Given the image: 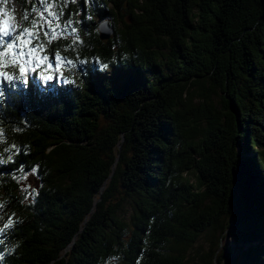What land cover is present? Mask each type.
I'll use <instances>...</instances> for the list:
<instances>
[{
  "label": "trees",
  "instance_id": "obj_1",
  "mask_svg": "<svg viewBox=\"0 0 264 264\" xmlns=\"http://www.w3.org/2000/svg\"><path fill=\"white\" fill-rule=\"evenodd\" d=\"M16 2L71 67L0 93V264H264V0Z\"/></svg>",
  "mask_w": 264,
  "mask_h": 264
},
{
  "label": "rangeland",
  "instance_id": "obj_2",
  "mask_svg": "<svg viewBox=\"0 0 264 264\" xmlns=\"http://www.w3.org/2000/svg\"><path fill=\"white\" fill-rule=\"evenodd\" d=\"M53 7V6H52ZM52 7L47 6L48 14L52 16V18H48L45 13L38 14L43 19V24L48 26L52 31L50 34V37L55 36L56 38H61L63 36L64 32H71L70 38L74 40H80L79 37L76 35V33L73 31V29L68 30V28L64 29L59 23V17L56 15L52 9ZM19 6L16 2V0H0V26H2L3 21L6 19L5 13H7L8 17H11L10 23L12 25H15V30L13 31V35L4 37L5 42H12L17 36V27H18V14ZM51 10V11H50ZM75 33V35H73ZM21 35V33H20ZM36 36L32 32H28L26 34L21 35V39L24 41H28V43L21 44L19 40L15 41V44L17 45L13 49V55L18 56L20 52H24L25 55L23 57H20L22 61L25 62L26 72V84L29 85L30 81L32 79L39 82V84L44 89H49L53 87L54 85L58 84L61 86H66L67 84V72L65 71L66 67H71L67 62L65 61H58L57 56H54L53 61L50 59L48 54L46 53V46L42 45V47H38V45L35 44ZM34 50V56L36 57H47V60H42L40 63H37L36 60L32 59L28 55L29 50ZM3 50V46H0V51ZM8 62L10 63L12 60V56H9L7 58ZM31 60L32 62L29 64L27 61ZM57 63H59V67H57ZM5 70V67L3 69ZM43 71L45 75H51L52 79L46 80L44 79L40 73ZM9 72V71H7ZM36 78V79H35ZM8 80L4 79L3 77H0V93L2 92L4 86L6 85ZM20 187L23 192H26V194L30 197L33 194V191L36 189V180L32 177V175L25 176L21 182ZM121 192L119 194V198L124 197L126 199V204L129 202L130 198L126 195L124 192L125 188H120ZM128 205H125V208L127 209ZM222 243L225 246H230L233 251H236V243L230 238V236H227L224 240H222ZM211 243H209V238L207 236L201 237V239L195 244V246L190 250V252L187 255L186 264H199L200 259L199 256L200 252H203L209 248Z\"/></svg>",
  "mask_w": 264,
  "mask_h": 264
},
{
  "label": "snow or ice",
  "instance_id": "obj_3",
  "mask_svg": "<svg viewBox=\"0 0 264 264\" xmlns=\"http://www.w3.org/2000/svg\"><path fill=\"white\" fill-rule=\"evenodd\" d=\"M5 16L6 19L3 21L2 26H0V46H3V50L0 51V77H3L4 79L9 81L19 79L21 82L26 83L27 81L25 78V72H26L25 62L20 59V57H23L25 55V53L20 52L18 56H14L13 49L17 46L15 44V41L17 40H19L21 44L28 43V41H24L21 39V35L28 33L29 29L27 28L21 29V35L15 36L12 42H5L4 37L13 35V31L15 30V25H12L10 23L11 17H8L7 13H5ZM28 55L32 57V59L36 60L37 63H40L42 60H47L46 56L45 57L34 56V50L31 49L29 50ZM9 56H12V60L10 64L7 60ZM57 60L59 61V54H57ZM31 62H32L31 60L27 61V63L29 64ZM6 65L18 68L19 76L4 71L3 69ZM57 67H59V63H57ZM105 67H107V65H105ZM40 75L46 80L52 79L51 75H45L43 71H41Z\"/></svg>",
  "mask_w": 264,
  "mask_h": 264
},
{
  "label": "water",
  "instance_id": "obj_4",
  "mask_svg": "<svg viewBox=\"0 0 264 264\" xmlns=\"http://www.w3.org/2000/svg\"><path fill=\"white\" fill-rule=\"evenodd\" d=\"M98 28L100 31V37L102 39H108L113 34V29L110 27L108 21H102L101 23H99Z\"/></svg>",
  "mask_w": 264,
  "mask_h": 264
}]
</instances>
